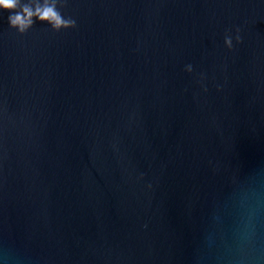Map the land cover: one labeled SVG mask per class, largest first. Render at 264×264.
<instances>
[{"label":"water","instance_id":"water-1","mask_svg":"<svg viewBox=\"0 0 264 264\" xmlns=\"http://www.w3.org/2000/svg\"><path fill=\"white\" fill-rule=\"evenodd\" d=\"M60 11L0 10V264H264V0Z\"/></svg>","mask_w":264,"mask_h":264},{"label":"clouds","instance_id":"clouds-1","mask_svg":"<svg viewBox=\"0 0 264 264\" xmlns=\"http://www.w3.org/2000/svg\"><path fill=\"white\" fill-rule=\"evenodd\" d=\"M65 5L66 0H0V10L10 13L9 26L21 34L33 27L36 20L47 22L55 31L76 27L75 19L65 17L60 11ZM236 31L239 33V28ZM235 39L241 42L242 38L237 34ZM224 42L229 49L233 47L231 36L226 35ZM186 70L191 72L192 66L187 65Z\"/></svg>","mask_w":264,"mask_h":264}]
</instances>
